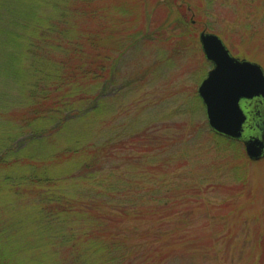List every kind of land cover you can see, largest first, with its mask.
<instances>
[{"label":"rangeland","instance_id":"374dc122","mask_svg":"<svg viewBox=\"0 0 264 264\" xmlns=\"http://www.w3.org/2000/svg\"><path fill=\"white\" fill-rule=\"evenodd\" d=\"M24 1L0 0V155L5 145L19 147L18 142L25 135L17 129L21 120L12 115L26 101L20 77L23 74L28 78L31 74L25 63L29 58L23 59L27 56L24 42L29 41L33 23L41 22V18L47 20L46 16L55 15L60 8V0H26L29 4L26 8L22 6ZM112 1L114 6L129 2L134 7L131 14L120 15L125 22L121 23L122 28L115 25L118 30L129 26L134 18L132 29L145 25L149 36L133 43L122 54L115 52V56L120 54L113 69L115 77L105 88L109 110L105 122H95L92 127L96 134L97 125H102L100 136L111 144L126 141V147L122 144L112 149L105 164L104 185L121 181L119 186L131 190L127 196L133 201L144 206L157 202L158 205L154 204L160 211L157 215L170 216L169 220L158 221L183 238L170 244L171 248L180 249L174 252V264H264V157L251 159L242 140L216 133L209 125L198 91L213 67L200 43L199 32L204 29L218 34L234 56L257 62L264 69V0ZM13 8H17L16 13L26 10L28 17L20 20L21 13L11 15L15 12ZM33 10L35 14H31ZM111 13L116 14L114 9ZM15 20L26 23L23 42L18 43L7 33L8 29L12 32L21 28ZM75 20L85 21L80 17ZM89 24L96 31L102 28L99 21ZM60 25L64 27L66 23ZM114 40L110 42L115 44ZM8 53H16L21 61L11 60L9 64ZM56 146H60V141ZM41 151L37 152L42 155ZM5 170L0 166L1 172ZM77 173L80 174L78 170ZM64 183V186L73 183L81 191L90 186L81 178ZM15 187L24 191H2L0 186V223L9 215L20 213L15 199L34 204L43 189L36 186L33 191L26 184ZM182 200L188 201V205L178 203ZM150 217L124 225L127 242L141 251L163 242L158 239L152 242L153 237L148 240L140 235L149 234L148 228L151 232L161 231L152 224L159 222ZM30 226L33 229L36 225ZM31 229L27 223L7 226L4 231H18L20 235L16 243L0 239V248L3 244L7 247L3 249L5 262L49 264L57 258H67L69 250L65 246L41 249L34 244ZM47 237L48 233L43 232L39 239L44 242ZM164 241L167 243L163 247H169L170 241Z\"/></svg>","mask_w":264,"mask_h":264},{"label":"trees","instance_id":"16d2710c","mask_svg":"<svg viewBox=\"0 0 264 264\" xmlns=\"http://www.w3.org/2000/svg\"><path fill=\"white\" fill-rule=\"evenodd\" d=\"M128 3L114 6L112 0H60L59 11L46 16L47 20L41 18V22L33 23L31 36L27 37L29 41L24 42L27 56H23V59L29 58L25 63L29 65L31 74L28 78L23 74L20 77L26 101L24 99L23 108L16 109L12 115L21 120V124L17 123V129L21 133L25 132V135L18 142L19 147L14 148L13 144L1 147L4 152L0 155V166L6 170L0 171L3 178L0 186L2 191L8 189L19 193L24 190L15 186L22 184L29 185L33 191L36 186L43 189L39 201L34 204L22 203L20 198L13 201L19 205L20 213L9 215L1 222L0 239L16 243L20 232L7 233L4 231L7 226L27 223L31 229L30 223H33L36 226L30 234L34 244L41 249L65 246L69 250L67 258L63 256L56 261H49V264H174V252L180 250L176 246L171 248L170 244L174 245L183 238L175 236L168 227L160 224L158 219L169 220L170 216L157 215L156 212H160L154 206L158 205L157 202L144 206L139 201H133L127 196L131 190L121 188L119 184L122 182L118 180L112 185H104L105 164L109 162L111 151L122 144L126 147V141L119 140L111 144L100 136L99 127L102 125H97L96 134L92 127L95 122H105L109 110L105 88L115 77L113 69L117 57L133 43L149 36L145 25L140 26L141 29H132L134 18H131L129 26L125 25L121 30L115 26L119 24L121 28L124 27L121 23L125 20L120 15L134 11V7ZM105 4L112 6L110 10H115L114 16L107 11ZM28 5L26 0L22 2L25 8ZM13 11L11 15L14 13L19 16L22 10L16 13L17 8H13ZM21 14L20 20L29 15L26 10ZM31 14H35L34 10ZM75 17L85 21L79 23ZM15 21L21 28L14 27L12 32L8 29L7 33L11 37L13 35L18 43L23 42L26 23ZM89 21H99L101 30L96 31ZM61 22L66 23V26H61ZM117 51L120 54L115 56ZM8 54L9 64L11 60L21 61L17 60L16 53ZM77 124L81 127H76ZM144 135L150 136L148 133ZM56 141H60L59 147ZM19 144L14 143V146ZM13 148L16 150L10 152ZM37 151H41L42 155ZM13 156H16L15 159H12ZM79 178L90 184L86 191H81L73 183L64 186L65 181ZM121 195L126 197L122 198ZM178 203L188 205L185 200ZM148 216L159 222L152 224L161 228V231L154 232L153 229L151 232L152 229L148 228L149 234L143 232L140 235L146 239L153 237L150 239L152 242L157 239L163 242L161 246L155 243L141 251L137 245L127 242L124 225L128 221L135 223ZM43 232L48 233L44 242L42 238L39 239ZM164 240L170 241L169 247H163L167 243ZM6 248L4 244L0 248V264H10L5 262L7 258H2L5 257L3 249ZM15 264L28 263L20 261Z\"/></svg>","mask_w":264,"mask_h":264},{"label":"water","instance_id":"95a60500","mask_svg":"<svg viewBox=\"0 0 264 264\" xmlns=\"http://www.w3.org/2000/svg\"><path fill=\"white\" fill-rule=\"evenodd\" d=\"M199 33L202 49L213 62L198 87L210 127L218 134L242 140L251 159L263 158L264 131L261 135H245L248 115L242 103L243 99L259 96L264 101L262 65L234 56L218 34L205 29Z\"/></svg>","mask_w":264,"mask_h":264},{"label":"flooded vegetation","instance_id":"af4514ba","mask_svg":"<svg viewBox=\"0 0 264 264\" xmlns=\"http://www.w3.org/2000/svg\"><path fill=\"white\" fill-rule=\"evenodd\" d=\"M248 119L245 123V135H261L264 130V101L261 96L252 99H243L242 101ZM256 112V113H255Z\"/></svg>","mask_w":264,"mask_h":264}]
</instances>
